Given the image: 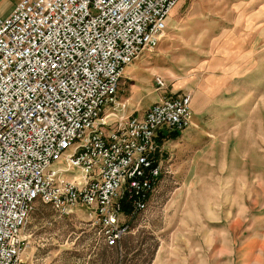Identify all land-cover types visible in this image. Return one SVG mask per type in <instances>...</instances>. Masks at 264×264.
<instances>
[{"label":"built area","instance_id":"1","mask_svg":"<svg viewBox=\"0 0 264 264\" xmlns=\"http://www.w3.org/2000/svg\"><path fill=\"white\" fill-rule=\"evenodd\" d=\"M180 1L21 0L0 20V264H25L37 203L61 216L85 208L109 248L128 232L126 203L147 209L164 174L159 138L189 128L193 96L105 114Z\"/></svg>","mask_w":264,"mask_h":264},{"label":"rangeland","instance_id":"2","mask_svg":"<svg viewBox=\"0 0 264 264\" xmlns=\"http://www.w3.org/2000/svg\"><path fill=\"white\" fill-rule=\"evenodd\" d=\"M18 1L0 0V20ZM178 4L159 46L125 72L121 106L105 115L194 97L207 78L223 94L202 119L193 103L189 128L165 142L156 192L145 211L129 207L117 247L106 246L85 208L61 216L37 203L23 231L25 264H264V0Z\"/></svg>","mask_w":264,"mask_h":264},{"label":"crops","instance_id":"3","mask_svg":"<svg viewBox=\"0 0 264 264\" xmlns=\"http://www.w3.org/2000/svg\"><path fill=\"white\" fill-rule=\"evenodd\" d=\"M19 1H21V0H19ZM227 80L228 79H226L225 81H227ZM198 88H199V91L197 92L198 94H196V96H194L193 99H192L191 109H192V106H193V103H194L195 112L193 110L192 111H193V113L195 115L200 114L201 115V119H202L203 115L206 112L208 113V110L210 109V107L213 106L214 98L217 97V95H219L220 93L223 94V86L220 85V83L217 82L215 79L207 78V79H204V80L200 81ZM212 96H213V99H210ZM158 100H159V98L154 99L153 100L154 102H152L151 104H149L148 106H145V107H136V108H131L130 110H125L120 115L129 116V115H131L133 113H136L138 116L141 117V116L145 115V113L150 109V107L155 102H157ZM192 122H193L192 123L193 127H198L200 125L201 121H199L198 119H196V121H195L193 119ZM165 142H167V140H165L162 143V148L164 150H165V146L167 144Z\"/></svg>","mask_w":264,"mask_h":264},{"label":"trees","instance_id":"4","mask_svg":"<svg viewBox=\"0 0 264 264\" xmlns=\"http://www.w3.org/2000/svg\"><path fill=\"white\" fill-rule=\"evenodd\" d=\"M179 136V133H171L168 136L161 135V138H159V142L162 144L165 140H169V138L177 137ZM130 206L128 205L127 207L125 206V212H129Z\"/></svg>","mask_w":264,"mask_h":264}]
</instances>
